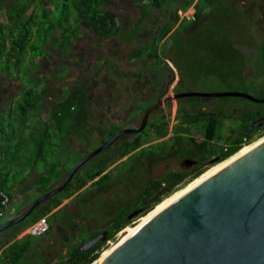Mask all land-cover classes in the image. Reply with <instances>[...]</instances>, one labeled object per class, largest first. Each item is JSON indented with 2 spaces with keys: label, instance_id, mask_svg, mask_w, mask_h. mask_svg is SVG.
<instances>
[{
  "label": "trees",
  "instance_id": "16d2710c",
  "mask_svg": "<svg viewBox=\"0 0 264 264\" xmlns=\"http://www.w3.org/2000/svg\"><path fill=\"white\" fill-rule=\"evenodd\" d=\"M112 1L114 0H0V73L7 79L16 77L28 81L21 92L17 93L14 101L5 102L0 99V153L12 152L9 148L15 152L22 143L31 144L33 162L29 164L35 166L36 161H39L44 168L37 177L40 192L58 183L71 165H68L69 148H65L63 143L64 134L68 131L80 136V129L90 125V122L87 120L89 102L87 88L79 81L66 96L59 98L52 105L44 106L43 99L48 94V86L40 73H37L41 66L39 58L49 50V47L67 53L83 27L91 29L96 36L102 38L131 39L134 29L124 32L118 12L109 6ZM262 2L264 3V0ZM136 3L139 17L135 21V28L151 15L153 9L165 12L166 8L173 7V16L170 22L162 25L158 33L138 47L132 56L145 57L156 62L163 61L159 52L161 41L162 44L167 43L169 46L171 45L169 40L179 44L188 32L201 28L205 18L211 14L215 16L214 24L204 25V35L201 32L195 33L191 49H201L199 52L203 54L202 56L214 63L217 68H225L228 72L240 70L242 74L247 67V51L245 46L241 45L253 46L259 57L260 68H264V36L257 43L256 39L253 41L242 31L234 35L222 31L223 24L229 22L237 25L243 17H248L241 0H136ZM191 5L194 6V18L189 23L174 26L178 19L177 9ZM219 31L223 33L217 34ZM197 96L191 95L193 98ZM261 113L250 108H241L234 113L236 121L226 124L222 110L186 109L178 114V120L172 127L168 126L166 119L158 120L153 117L148 121L145 130L124 139L129 145L122 151L125 153L137 145L163 137L171 131L168 138H160L157 142L141 148L135 156L139 158L145 151L151 149L161 155L171 152L174 156L186 160L185 163L161 176L149 177L137 197L119 209L113 223L108 226L105 240L98 241L86 250L79 249L76 245L72 246L66 257L60 259L58 264L93 262L106 246V240L129 225L132 218L126 219V215L132 209H136L138 204L141 206L134 217L149 211L154 204L162 203L176 192L177 188L187 186L210 167L242 150L250 144L254 134L263 135L264 125L251 126V122ZM117 127L114 125L105 133V137L111 135ZM58 140L62 141L58 143ZM64 148L65 152H59ZM88 168L86 171L75 173L63 189L41 202L40 207L38 205L33 209L29 222L22 223L27 219L25 218L16 224H24V228L37 217L46 214L51 207L58 205L65 197L100 173L103 166L94 164ZM9 170L5 162L0 164V179L3 186L4 176ZM111 175V170L106 171L90 186L101 185ZM34 212L37 214L33 216ZM15 235V233L10 235L6 241L12 240ZM3 244H0V248ZM31 246L32 239L29 236L23 243L21 240L13 239L2 248L0 259L6 264H30L27 261V251Z\"/></svg>",
  "mask_w": 264,
  "mask_h": 264
},
{
  "label": "flooded vegetation",
  "instance_id": "af4514ba",
  "mask_svg": "<svg viewBox=\"0 0 264 264\" xmlns=\"http://www.w3.org/2000/svg\"><path fill=\"white\" fill-rule=\"evenodd\" d=\"M136 4V0H130V6L123 9L124 11H120L114 8L118 12L122 29L124 30V32L132 31L134 29V34L131 36V39L127 40L123 37L102 38L96 36L94 32L90 29L93 36L98 38V44L103 46V48L99 47V45H93L88 43V47L86 50H76L78 38L83 33L82 29V31L74 38V43L72 44L71 49L67 53H62L58 48H54L59 53V55L68 57L61 64V66L60 64H57V62H54L53 64L54 71H58L59 73H66L67 78L64 76L57 77L53 75H47L44 70L40 73L41 78H43V81L48 86V94L43 99L44 106L52 105L59 98L66 96L69 90L75 85L77 81L83 83L87 88L89 98L87 120L90 122V125L88 124L87 126L80 129V136H76L67 131V133H65L63 137V143H65L66 146L65 148L74 149L76 150V152H79V158H81L84 154H86L93 148L100 145L104 140L109 138L116 131L122 128L138 126L141 123V118L144 109L153 102L170 94L182 91L178 88L180 77L175 76L174 70L167 64H164L163 61L156 62L145 57L132 56V53L138 47L144 45L148 38L152 37L155 33H158L161 30L163 24H167L171 21V17L173 16V7L166 8L165 12L159 11L157 16L155 17H151L150 15L147 19H145L144 22H142V24H140L139 27L135 28V21L139 17V12L137 11V15L135 16V18H130V13L132 10H138V6ZM180 9L183 8H178L177 14L178 10ZM191 20L192 19L182 20L180 19L178 14V19H176L174 26L182 23H189V21ZM136 39L137 42L136 44H134V41ZM124 47L130 48L129 53H126ZM42 63L43 62L41 61V64ZM251 68L253 73H256L255 82L262 84L264 87V69L254 66ZM257 68L258 70L262 69L260 73L258 72ZM67 70H69V72H67ZM73 71L76 72L75 75ZM114 74H117L118 80L121 79V82L118 83L117 86L114 85L115 82L111 78V76ZM124 81H127V86L129 88V92L127 94L119 92L118 89L119 86L122 87ZM25 85L26 84H23L20 90H22ZM112 86L116 87L115 92L112 91ZM17 95L18 94L16 93L14 97H16ZM150 95L155 96V98L141 108L139 106L140 102H142L145 98L149 97ZM182 97L184 96H178L176 100H180ZM121 100L123 101V103H121ZM171 101L172 99H168L167 101H164L157 107L153 108L148 114L146 125L141 130H145L146 126H148V121L151 120L153 117H156V119L158 120L164 118L168 121L171 114ZM262 103H264V101L252 100L253 106L251 108H243H250L258 112L261 111L262 113L257 116L260 117L264 115V106L261 105ZM204 105L205 104H195V101L192 100L176 102V110L174 112L175 121L173 120L171 127L174 123L177 122L178 114L183 110H214L213 108L205 109ZM166 106L167 110L165 109ZM115 107L120 108L115 109ZM114 125L118 127L114 130L111 135L105 137V133H108L109 130L114 127ZM261 125H264V121L261 124L251 126L255 127ZM136 133L137 132H125L121 134L108 146L104 147L98 153L87 159L85 162L90 161V163H88V166L86 165L87 167H85L84 162L75 171V173L82 172L83 170L86 171L89 169V166L94 164H100L101 166H103L101 172L90 178L86 184H84L82 187H80L71 195H69V198L62 206L51 211V214H54L61 207L65 208L64 216L60 223H62V226L68 225V230H72V228H74L75 222H77L78 219L79 221L83 220L81 223L84 226H88V224L92 222H97L101 224V228H99L96 232L92 231L91 233L94 232L93 234L90 233L86 237L74 243L73 246L80 245L84 240H87L94 234H97L104 229H106L108 232V226L113 223L119 209L121 207H124L127 203L133 201L137 197V195L141 191L142 186L145 184V181L149 177H158L166 173L167 171L173 169L170 167L169 169L168 166L163 163L164 158H172L173 156L174 158L180 159L185 163L186 160L181 157L174 156L171 152H167L164 155H161L157 154L151 149L145 151L144 154L141 155L139 158L135 156V154L141 148L157 142L160 138H168L171 134V131H169L163 137L156 138V141H146L124 153L122 151L123 148H126L129 145L125 143L124 139H129L133 137ZM95 138H99L98 144L94 145L93 147H89V143L92 142ZM60 141L62 140H58V143H60ZM65 148L63 151L60 149L59 152H65ZM151 158H157L155 166L157 164L162 165V171L160 175H155L154 173L150 175L148 169L151 166ZM125 159L134 160L133 164L126 169H129V172H126V170L117 172L114 171L115 166ZM147 159H149V161H147ZM76 161H74L70 165V167ZM70 167L68 168V170L70 169ZM137 168V172L133 173V175L134 177H136L137 173L139 175V178L138 180L135 179L134 182L139 181L142 183L137 189L135 188L137 192L136 195H134V197L131 199H127L126 201H124V199L118 201V197L115 196V190L111 193L107 190L113 189L114 184L117 182V179L122 181V184L125 189L131 188V184L128 183L127 176L130 175L131 172L135 171ZM68 170L66 171L65 175L68 173ZM108 170L112 171L111 177L104 181L101 185H94L92 187L94 191L101 193L103 198L104 194H106L104 199H100L104 203L101 205L103 206V208L101 209L100 212L102 213L100 214H105V221L102 222L103 219H98V217H96V212L92 213L94 210L92 208H94L95 206L91 205V203H89L88 201H86L84 205L86 207V210L88 212H91L87 214L91 218L88 221V219L86 218H82L81 216L79 217L78 210L80 207L84 206L81 203V196L84 194L83 192H85L80 189H82L85 185L89 187L94 180L98 179L101 174L105 173ZM30 202H28V204ZM28 204L26 202L24 206L26 207ZM40 206L41 205H39V207ZM140 206L141 204H138L137 208L132 209L131 212L138 211ZM53 207H51L49 211ZM31 215L32 214L30 213L26 218L30 217ZM68 237H70V235H67L66 233L65 239H67ZM37 249L38 246L36 247V249H34V251L32 250V254ZM47 252H49L48 256L39 264H58V261L60 259H64L66 257L65 256L64 258L55 259L54 257L55 253L57 254V251H55V249L53 248H50V250L47 249ZM0 264L6 263L0 259ZM30 264H34L32 260L30 261Z\"/></svg>",
  "mask_w": 264,
  "mask_h": 264
},
{
  "label": "water",
  "instance_id": "95a60500",
  "mask_svg": "<svg viewBox=\"0 0 264 264\" xmlns=\"http://www.w3.org/2000/svg\"><path fill=\"white\" fill-rule=\"evenodd\" d=\"M191 95H241L264 101V96L244 91H180L158 99L144 109L138 126L116 131L84 154L58 183L1 222L0 231L22 221L41 202L63 189L87 159L118 136L143 129L153 108L168 99ZM263 121L264 115L253 120L251 125ZM161 171L162 168L157 170L158 173ZM209 171L208 176L118 242L98 264H264V138L240 151L230 161L210 167ZM137 213H129L126 219ZM123 228L115 236V242L120 233H124ZM106 238L107 230L104 229L84 240L78 248L86 250Z\"/></svg>",
  "mask_w": 264,
  "mask_h": 264
},
{
  "label": "rangeland",
  "instance_id": "374dc122",
  "mask_svg": "<svg viewBox=\"0 0 264 264\" xmlns=\"http://www.w3.org/2000/svg\"><path fill=\"white\" fill-rule=\"evenodd\" d=\"M241 3L244 5L243 7L248 12L247 13L248 17H243L242 20L238 21L237 25H235V23L230 24L229 22L226 23V25L223 24L222 31L233 33L232 35L236 34L238 31L239 32L242 31L244 32L243 34L246 33V35L250 39H253V41H255L256 39V42L259 43L261 38L264 36V3L262 2V0H241ZM109 6L116 8L120 11H124L123 9L130 6V0H114L111 3H109ZM137 11L138 10L136 9L132 10L130 13V18H135V16L137 15ZM158 13H159L158 10L153 9L151 11V17L157 16ZM205 19L206 20L204 21V24L201 25V28H196L194 31L190 33L188 32L186 35L182 37L179 44L176 42L173 43V40H169V42H171L170 46L167 43L162 44V41L159 44V52H160V56L163 59V63L167 64L174 70L175 76L180 77L178 88L182 91H199V92L244 91L252 95L258 96V97L263 96L264 87L262 84L255 82L256 73L254 74L251 68L253 66L258 67V68L261 67L260 62H258L259 57L257 56L255 47L253 46L251 47L249 45H241V46H245L246 51H247V56H246L247 67L242 72V74L240 70L228 72L226 71L225 68H217L215 67L214 63L210 62L206 57L202 56L203 54L199 52L201 49H194V50L191 49L190 45L193 42V39H194L193 37L195 33L201 32V34L204 35L205 34L204 25L208 23L214 24L215 16L208 14L207 18ZM253 21H254V24H253ZM221 33L223 32H220V31L217 32V34H221ZM136 42H137V39L134 41V44H136ZM88 43L93 44V45H99L98 38L93 36L90 29L83 27V33L78 38L76 50L78 49L86 50L88 47ZM99 47L103 48V46L101 45H99ZM124 50L126 51V53H129L130 48L124 47ZM202 51L204 52V49H202ZM66 58L68 57L59 55L56 49L49 47V50L45 52V55L39 58L43 63L37 69V73L39 74L41 73V71L44 70V72L47 75H51V76L53 75L57 77H62V76L66 77L67 75L66 73H63V72L59 73L58 71H54L53 69L54 62H57V64H60L61 66V64L66 60ZM261 70L262 69H259L258 72L260 73ZM67 72H69V70H67ZM73 73L74 75L76 74L75 71H73ZM111 78L115 82L114 85L116 86L118 83L121 82L120 81L121 79L118 80L117 74L112 75ZM27 83H28L27 80L25 79L20 80L19 78H16V77L7 79L5 76L1 75L0 73V99L5 102L9 101V99L11 97H14L16 93L21 92L20 89L22 85L27 84ZM111 89L113 92L116 91L115 86H112ZM118 89H119V92H123L124 94H127L129 92L127 81H124L122 87L119 86ZM154 98L155 96L150 95L149 97L145 98L142 102H140L139 106L141 108L144 107L147 103L152 101ZM186 100H193L195 101V104H205L204 105L205 109L213 108V109L222 110L225 115L226 124H231L236 121L235 119L236 117L234 113L240 111L241 108L243 107L251 108L253 106L251 99H249L248 97L241 96V95H198L197 97H194V98L191 96H184L180 100L172 99L171 101V114L168 119L169 127H171L173 120L175 121L174 112L176 110V102H184ZM121 103H123L122 100H121ZM261 105L264 106V103H262ZM119 108L115 107V109H119ZM165 109L167 110V106L165 107ZM262 137H264V134L263 135L254 134L250 144L259 140ZM152 140L156 141V139H152ZM98 142H99V138H95L92 142L89 143V147H93L94 145H97ZM67 154L69 157L68 165L72 164L73 161L79 156V152H76V150L70 149V148L69 150H67ZM156 160L157 158L150 159V161H152L150 163L151 166L148 169L150 175L153 173L155 175H160L161 173V172L158 173L157 170H160L162 168L161 167L162 165L157 164L155 166ZM163 160H164L163 163L166 164L168 168L169 167L174 168L176 166H180L184 164L182 160L176 159L173 156L172 158H164ZM133 161H134L133 159L123 160L122 162H120L118 165L115 166L114 171L116 172L122 171V170L125 171L130 165L133 164ZM147 161H149V159H147ZM88 163H90V161L85 162V166L88 165ZM138 168L135 171H132L131 174L127 176L128 183L131 184L130 186L131 188L125 189L122 184V181L117 179V182L114 184L113 189H110L107 191L111 193L115 190V196L118 197V201H121L122 199L126 201L127 199L133 198L134 195H136L137 193L136 189L142 183L139 181L134 182L135 179L138 180L139 178V175L137 173H136V177H134L133 175V173L137 172ZM128 170H126V172H129ZM92 187L93 185L88 187L85 190V192H83L84 194L81 196V200H82L81 203L82 205H84V203L88 201L89 203H91V205L95 206L94 208H92L94 209L92 213L96 212V217H98V219H101V220L103 219L102 220L103 222L105 221L104 220L105 214H100L102 213L100 211L103 208V206L101 205L104 204L101 200L105 198L106 194H104V198H103L102 194L94 191ZM181 187L177 189H180ZM38 194H39L38 190L33 191V195L30 199L33 200ZM31 200L20 198L19 200L13 202V205L14 207L18 208L24 203H26L27 201H31ZM64 212H65V208L61 207L57 212H55L54 214H51L50 217L53 221V227L49 231V235L44 234L45 238H43L44 235L41 237L42 241H40V245H38V249L33 254H31L33 256L32 262L34 264L41 263L48 256L49 252H47V249L50 250V248H53L55 249V251H57V254L55 253V257H54L55 259L64 258L67 255L68 249H70L74 245V243L86 237L92 231H95L101 228V224L97 222H92V223H89L88 226H84L81 223L83 220L79 221L78 219V221L75 222L74 228H72V230L71 229L68 230L69 227L67 228L66 225L62 226V223H60L64 216ZM10 213L11 212L8 211L3 216H1L0 223L5 221L10 216ZM78 213H79V217L81 216L82 218H86L88 219V221L91 218L90 216L87 215L88 213H91V212L90 211L88 212L86 210L85 205L79 208ZM142 215L143 214H139L138 216H136L138 217L137 220ZM136 217L134 218L136 219ZM25 222H29V217L25 219L22 223H25ZM128 224H129L128 226H130L133 223L129 222ZM17 226H18L16 227L17 230L13 232V235L14 233L17 234V232L23 228L24 224L21 225L20 223ZM6 230H8V228ZM65 233H67V235H70V237L65 239ZM38 237L40 236L31 235L30 238L37 240ZM114 238H112L111 240L114 241ZM109 244L110 243L106 244V246L102 249L100 255L102 254V252H104L105 249L108 248Z\"/></svg>",
  "mask_w": 264,
  "mask_h": 264
},
{
  "label": "crops",
  "instance_id": "0c3cea01",
  "mask_svg": "<svg viewBox=\"0 0 264 264\" xmlns=\"http://www.w3.org/2000/svg\"><path fill=\"white\" fill-rule=\"evenodd\" d=\"M16 97H11L9 100L14 101L16 99ZM9 149L12 152L7 153V154L5 152L0 153V164H3L5 162L10 169L9 171H7L6 175L4 176V179H5L4 186L8 189L9 194H10V205H9V208L7 209L6 212L10 211L11 213H10L9 217H11V216L17 214L19 211H21L25 207L24 206L25 203H24L20 207L16 208V207H14L13 202L19 200L20 198L31 200L30 198L32 197L33 191H35V190H38L39 194L42 193V192H40V190L37 187V177H38V173L44 171V168H43V165L41 163H39V161H36L35 166L29 164L30 162H33L31 160L33 153H32L31 144H29L28 142L22 143L19 147H17L15 152L13 150H11V148H9ZM5 171H6V169H5ZM87 188L88 187L85 185L80 190L85 191ZM68 198L69 197H65L60 204L56 205L55 207H53L50 211H48L46 213L48 215V220H49L50 226L47 229V231L38 235L40 237H38L37 240L32 239V246H31L30 250L27 251V255H28L27 261L28 262L33 260V256L31 255L32 250L34 251V249H36V247L38 245H40V241H42L41 237L44 234L49 235V231L53 227V221L50 217L51 211L62 206L67 201ZM28 202H30V201H27V204H28ZM36 214L34 213V215H36ZM17 225L18 224L15 223V225L13 224V225L6 227V228H8V230L4 231V229H3L2 231H0V244L4 243L3 246L0 248V254H1L2 248L4 246H6L9 242H11L13 239L21 240L23 243V242H25V239L28 236L31 237V235H27V234L26 235H19V233H20V231H19L15 235V237H13L12 240L6 241L7 237L12 235L13 232L17 230V228H16V227H18ZM66 226L68 228V225H66ZM45 235L43 238H45ZM65 236H66V233H65ZM1 258H2V256H1Z\"/></svg>",
  "mask_w": 264,
  "mask_h": 264
},
{
  "label": "built area",
  "instance_id": "2783aa9c",
  "mask_svg": "<svg viewBox=\"0 0 264 264\" xmlns=\"http://www.w3.org/2000/svg\"><path fill=\"white\" fill-rule=\"evenodd\" d=\"M178 14H179L180 19H182V20L193 19L194 18V6L191 5L187 8L180 9V10H178ZM9 205H10L9 191L6 187H4L2 185L1 179H0V217L6 213L7 209L9 208ZM137 218L138 217H136V219ZM134 220H135V218L133 216L132 219L130 220V223ZM49 226H50V224H49V220H48V215L44 214L40 217H37L36 219L31 221L29 224H27L24 228H22L20 230L19 235H26L27 234V235L38 236V235L44 233L45 231H47ZM119 231L116 232L112 238H114L119 233ZM112 238H108L106 240V244L111 243Z\"/></svg>",
  "mask_w": 264,
  "mask_h": 264
},
{
  "label": "bare ground",
  "instance_id": "6f19581e",
  "mask_svg": "<svg viewBox=\"0 0 264 264\" xmlns=\"http://www.w3.org/2000/svg\"><path fill=\"white\" fill-rule=\"evenodd\" d=\"M264 137L260 138L259 140L263 139ZM259 140L245 146L243 149H245L246 147L258 142ZM242 149V150H243ZM240 150V151H242ZM239 151V152H240ZM237 152L236 154H234L233 156L229 157L228 159L219 162L217 164H221V163H226L228 161H230L231 159L235 158L236 155L239 153ZM216 164V165H217ZM210 174L209 169L206 172H203L201 176H199L198 178L196 177L195 180L191 181L187 186L177 190L175 193H173L171 196H169L167 199H165V201L162 204H156L153 208H151L149 211H147L145 214H143L141 217H139L138 220H136L133 224H131L130 226H126L123 230L124 233H120V238L118 241H112L108 248L104 250V252H102V254L93 262V264H98L107 254L108 252L114 248L116 246V244H118V242H120L123 238H125L130 232H132L134 229H136L141 223H143L145 220H147L149 217H151L153 214H155L156 212H158L160 209H162L164 206H166L168 203H170L172 200H174L175 198H177L180 194H182L184 191H186L188 188H190L191 186H193L194 184H196L197 182H199L200 180H202L203 178H205L206 176H208ZM128 228V229H126Z\"/></svg>",
  "mask_w": 264,
  "mask_h": 264
}]
</instances>
